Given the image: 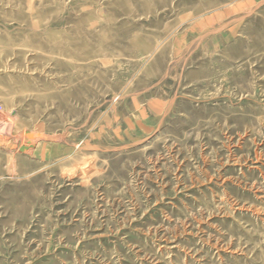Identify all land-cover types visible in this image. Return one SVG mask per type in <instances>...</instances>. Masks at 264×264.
<instances>
[{
  "label": "rangeland",
  "instance_id": "374dc122",
  "mask_svg": "<svg viewBox=\"0 0 264 264\" xmlns=\"http://www.w3.org/2000/svg\"><path fill=\"white\" fill-rule=\"evenodd\" d=\"M0 264H264V0H0Z\"/></svg>",
  "mask_w": 264,
  "mask_h": 264
}]
</instances>
